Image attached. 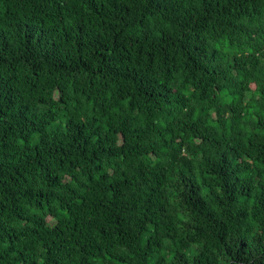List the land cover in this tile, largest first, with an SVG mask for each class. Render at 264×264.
<instances>
[{
    "label": "trees",
    "instance_id": "obj_1",
    "mask_svg": "<svg viewBox=\"0 0 264 264\" xmlns=\"http://www.w3.org/2000/svg\"><path fill=\"white\" fill-rule=\"evenodd\" d=\"M0 264H264V0H0Z\"/></svg>",
    "mask_w": 264,
    "mask_h": 264
}]
</instances>
